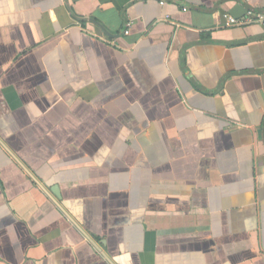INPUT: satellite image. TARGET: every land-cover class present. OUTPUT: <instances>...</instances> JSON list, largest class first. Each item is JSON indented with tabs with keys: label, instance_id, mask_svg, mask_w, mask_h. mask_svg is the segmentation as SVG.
Masks as SVG:
<instances>
[{
	"label": "crops",
	"instance_id": "1",
	"mask_svg": "<svg viewBox=\"0 0 264 264\" xmlns=\"http://www.w3.org/2000/svg\"><path fill=\"white\" fill-rule=\"evenodd\" d=\"M236 7L264 15L0 0V264H264V25Z\"/></svg>",
	"mask_w": 264,
	"mask_h": 264
},
{
	"label": "built area",
	"instance_id": "2",
	"mask_svg": "<svg viewBox=\"0 0 264 264\" xmlns=\"http://www.w3.org/2000/svg\"><path fill=\"white\" fill-rule=\"evenodd\" d=\"M183 10H186V8H183ZM228 24H243V23H258L261 25H264V15H250L245 18H235L233 16L228 15L227 17ZM130 25V22L126 23V28L124 29V33H128V27Z\"/></svg>",
	"mask_w": 264,
	"mask_h": 264
},
{
	"label": "water",
	"instance_id": "3",
	"mask_svg": "<svg viewBox=\"0 0 264 264\" xmlns=\"http://www.w3.org/2000/svg\"><path fill=\"white\" fill-rule=\"evenodd\" d=\"M239 12H240L239 7H236L234 12L232 13V15H234L233 17L238 18V16H240L239 14H241Z\"/></svg>",
	"mask_w": 264,
	"mask_h": 264
}]
</instances>
